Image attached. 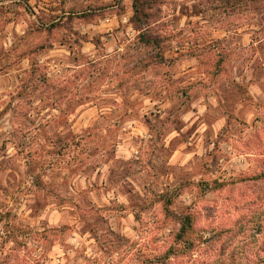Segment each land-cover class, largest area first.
Returning a JSON list of instances; mask_svg holds the SVG:
<instances>
[{
	"label": "clouds",
	"instance_id": "9594fccd",
	"mask_svg": "<svg viewBox=\"0 0 264 264\" xmlns=\"http://www.w3.org/2000/svg\"><path fill=\"white\" fill-rule=\"evenodd\" d=\"M0 264H264V0H0Z\"/></svg>",
	"mask_w": 264,
	"mask_h": 264
}]
</instances>
